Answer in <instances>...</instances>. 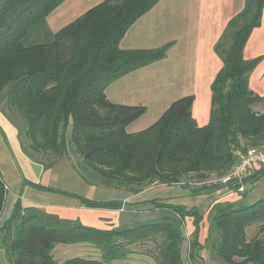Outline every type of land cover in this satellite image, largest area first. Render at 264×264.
Instances as JSON below:
<instances>
[{"label": "trees", "instance_id": "trees-1", "mask_svg": "<svg viewBox=\"0 0 264 264\" xmlns=\"http://www.w3.org/2000/svg\"><path fill=\"white\" fill-rule=\"evenodd\" d=\"M65 0H0V113L18 131L25 155L51 168L67 157L91 186L137 194L158 186L181 185L192 195H214L223 188L239 200L216 202L208 213V234L200 242L204 214L197 208L158 205L159 218L132 228L98 231L78 221L63 220L18 201L0 229V248L9 264H115L138 241H152L145 253L156 264H187L184 229H194L188 261L211 258L223 264H264V238L248 240L247 228L258 224L264 236V198L246 204V184L264 179V165L242 179L206 185L225 177L240 162L238 153L264 149V113L254 111L264 96L250 87L262 57L247 60L244 50L261 26L264 0H246L214 47L222 68L212 85L209 123L199 127L192 115L194 96L173 102L149 128L128 133L145 115L144 106L115 104L107 88L130 73L163 60L169 45L149 50H123L127 31L161 0H105L62 30L53 33L47 17ZM79 157L72 162L69 151ZM196 182V187L190 186ZM190 184V185H189ZM193 185V184H192ZM42 190L59 192L35 186ZM7 189L0 173V214ZM88 208L114 209L118 202L80 198ZM91 242L101 260L55 261L58 244Z\"/></svg>", "mask_w": 264, "mask_h": 264}, {"label": "crops", "instance_id": "crops-1", "mask_svg": "<svg viewBox=\"0 0 264 264\" xmlns=\"http://www.w3.org/2000/svg\"><path fill=\"white\" fill-rule=\"evenodd\" d=\"M105 0H65L47 17L49 29L56 33ZM246 0H161L127 31L120 42L123 50H149L169 45L166 57L111 84L106 95L115 104L144 106L145 115L127 128L128 133L143 131L156 123L173 102L194 96L192 115L199 127L209 123L211 85L223 64L214 51L229 21L238 15ZM263 60L250 78L251 89L264 96V10L261 26L256 28L244 50L247 60ZM0 173L7 188L0 214V229L10 219L18 201L23 207H37L63 220L78 221L83 227L111 231L132 228L136 223L156 219L150 213L161 212L158 205L197 208L205 216L214 203V195L194 196L181 185L158 186L137 194L89 185L65 156L51 168L31 160L23 152L18 131L0 113ZM35 186L64 192L42 190ZM80 198L94 202H118L114 209L88 208ZM158 213V214H159ZM187 231L193 233L190 222ZM188 234V233H187ZM208 226L200 232L204 243ZM189 235V234H188ZM191 235V234H190ZM2 234L0 233V239ZM128 262L152 264L151 257L133 250ZM132 248V249H131ZM205 251V250H204ZM203 251V253H204ZM59 263L74 258L101 260V249L91 242L58 244L52 251ZM201 256L204 258L203 254ZM0 264H9L0 248Z\"/></svg>", "mask_w": 264, "mask_h": 264}, {"label": "rangeland", "instance_id": "rangeland-1", "mask_svg": "<svg viewBox=\"0 0 264 264\" xmlns=\"http://www.w3.org/2000/svg\"><path fill=\"white\" fill-rule=\"evenodd\" d=\"M254 111H256L258 113H264V102L263 103H260V104H257L254 107ZM68 154H69L72 162H74V164H77L78 161H79V157L74 153V150L73 149H70V151H69ZM253 168L259 169L260 166H255ZM223 178L224 177L212 176L210 178V180L204 181V183H206V185H211V184L224 185L225 183L222 180ZM192 184L191 185L189 184V185L192 186V187H196V184L197 183L193 181ZM243 188H244V190L242 192H246V196H247L246 197V200H245V203L246 204H251V203H254V202H256V201L264 198V179H262L261 181H258L256 183H254V184H249V185L246 184V185H243ZM212 198H213L214 202L215 201L216 202L217 201L218 202H228V201H230V202L232 201L233 202V201L239 200V199H237V198H239L238 193H233V191H230L226 187L223 188V189H221L220 191L216 192L214 194V197H212ZM158 213L159 212H154V213L152 212V213H150V218H152V219H158L159 218L158 217L159 216ZM207 218H208L207 216H205V218H204V222H203L204 230L206 229L207 226H209V223H208L209 221L207 220ZM190 225H191V222H190ZM246 231H247L248 240H252V239H254L256 237L264 238L263 235H259V225L258 224H254V225L248 227ZM190 234H192V233H189L187 231V228H185L184 229V235L186 236L187 242L185 243V245L183 247V254L186 257L187 264H191L188 261V243L191 240V235ZM142 242H144V241H138V243H142ZM148 249H155V245H154V243L152 241H149L147 244H144V243L143 244H137V245L135 244V246L133 247V250H136V251L142 252V253L143 252L145 253ZM210 251L211 250L206 249L204 251V253L202 252L204 258L203 259L202 258L199 259V261H195L193 264H223V263H221L218 260H213L211 258V253L212 252H210ZM152 259L153 258L151 257V260ZM125 260H127V257L125 258ZM126 264H132V263L128 262ZM134 264H140V263H134ZM152 264H156V262H155L154 259L152 260Z\"/></svg>", "mask_w": 264, "mask_h": 264}, {"label": "built area", "instance_id": "built-area-1", "mask_svg": "<svg viewBox=\"0 0 264 264\" xmlns=\"http://www.w3.org/2000/svg\"><path fill=\"white\" fill-rule=\"evenodd\" d=\"M238 157L240 158V162L230 174L222 179L224 183H228L234 179L242 180L252 167L264 165V149L253 148L249 149L246 153L239 152ZM239 190L242 192L244 190L243 186Z\"/></svg>", "mask_w": 264, "mask_h": 264}]
</instances>
